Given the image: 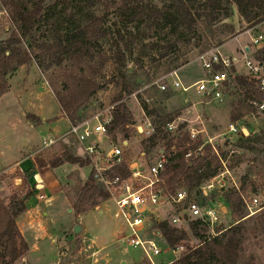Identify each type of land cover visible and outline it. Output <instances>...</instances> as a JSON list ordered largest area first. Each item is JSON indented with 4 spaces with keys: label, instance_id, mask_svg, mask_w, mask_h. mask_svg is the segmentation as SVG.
<instances>
[{
    "label": "rangeland",
    "instance_id": "obj_1",
    "mask_svg": "<svg viewBox=\"0 0 264 264\" xmlns=\"http://www.w3.org/2000/svg\"><path fill=\"white\" fill-rule=\"evenodd\" d=\"M37 1L39 0H34ZM54 1H43L42 13L46 14V17L35 26L33 30L35 39L29 36L23 37L20 44L22 52L30 54V60L8 75V91L0 97V185L3 188L0 190V195L6 202H9V198L14 193L20 197H25L29 193L31 196L28 205H39L37 207L41 218L43 212H47L52 219H55L54 230L63 226V233H74L67 222L73 221L75 215L63 213L64 218L59 217L55 206L65 200V207H73L81 188L87 181L89 167H85L82 174L78 175L81 170L77 167L79 164L65 160L68 153L72 154L73 158H78L80 153L78 146L63 142L41 151L42 168L51 171L56 179L55 186L44 191L32 189L31 179H20V170L16 168V163L26 158L30 150H39L45 136H59L68 130L71 121L62 113L55 93L64 91L65 70L78 71L80 67H84L88 72L87 66H93L98 70L96 80L103 85V88L80 108V116H88L102 106L118 102L127 104L133 118L138 119H142L140 105L146 106L151 112L155 126L159 124L160 116L164 119L173 117L177 124L185 123L186 126L205 128L206 132L203 136L216 137L214 143L225 162V166L221 163L218 172L225 171L226 168L230 172V175L226 173L221 181L225 183L223 192L233 186L232 176L239 185L245 184V191L259 195L264 202V145H257V149L241 148L237 145L240 138L264 135V112L250 106L251 91L244 87H236L223 102H215L201 99L195 89L189 93L169 89L172 95L165 98L155 84V81L162 79L167 81L169 73L176 69L179 70L185 83H193L203 75L198 56L201 52L216 46H221V51L225 54L241 57L243 48L251 46V43L249 36L245 34L249 24L242 19L236 4L232 3L233 15L230 18L212 24L203 16L193 29H187L175 22L144 20L128 23L121 18L123 0H74L73 8L78 5L83 7L79 13H77L78 9H73L74 19L67 18L60 12L46 13L48 6ZM143 1L156 4L160 8L172 2V0ZM4 2L5 0H0V43H4L14 32H17V25ZM32 3L33 0L31 6ZM88 13L94 17L104 16L101 26L107 32L98 39L90 40V53L85 56L84 63H76L71 56L61 54L59 55L61 62L59 57L44 59L43 46L52 45L58 38H64L78 24L87 22ZM119 31L126 37L136 34L131 45L132 53L124 48ZM189 39L191 41H187ZM256 52V47L252 45L251 53L256 54ZM103 56L108 57L104 64L101 60ZM237 72L248 76L243 66H238ZM129 82L135 84L130 93L124 90L125 84ZM238 112L243 114L242 123L248 127L250 135L238 137L231 134V139L226 140L227 138L220 134L232 121V114ZM121 135L117 134V137ZM129 139L131 146L127 151L128 158L137 156L146 148L147 151L150 149L148 148L150 142L146 139L135 135L130 136ZM113 144H119V139L117 142L113 141ZM165 145L166 139H159L157 145L148 151V160H155L159 156L158 150L165 148ZM60 159L63 160L62 165L53 167V163H57ZM74 167H77V174L74 173ZM205 172L209 173L210 170ZM201 178L204 181L207 176ZM222 178L223 176L219 179ZM214 195L213 199L224 203L223 207L228 209L224 210L217 225V229L225 231L233 225L231 210L229 204L225 202V197H220L217 191ZM38 197H44L43 201L38 200ZM48 199L50 201L46 202ZM108 201L109 199L101 198L98 206H89L82 217V224L87 226L91 233L104 238L109 244V250H115L113 264H123V261L125 264L146 263L145 255L140 248L119 242L126 233V226L122 219L114 216V206H110V210L107 211ZM100 210L105 211L101 214ZM180 213L176 208H170L162 218L175 226L171 223V219ZM31 216L32 212L29 213V217ZM239 226L241 246L237 264H264V210L244 218ZM156 227V222H152V228ZM186 228L187 239L181 243L185 246L181 256L188 251V247L195 248L200 245V240L190 230L189 221ZM80 234L81 232L76 236ZM155 239L162 250L168 247L162 236ZM78 242L76 249L79 250L83 247V243ZM67 243L57 244L58 255L63 256L65 251L72 249ZM88 248L90 247L87 245L85 252ZM90 250L94 251V248ZM173 259V254L162 253L156 258V262L165 264ZM38 262L31 259L24 262L20 258L16 264H38Z\"/></svg>",
    "mask_w": 264,
    "mask_h": 264
},
{
    "label": "trees",
    "instance_id": "obj_2",
    "mask_svg": "<svg viewBox=\"0 0 264 264\" xmlns=\"http://www.w3.org/2000/svg\"><path fill=\"white\" fill-rule=\"evenodd\" d=\"M31 1L5 0L4 2V5L10 10L14 23L17 25V32H14L4 43H0V97L8 91V75L30 60V54L22 52L20 48L23 37L29 36V38L35 39L33 30L46 17V14L42 13L44 0L37 2L33 0L32 6L30 5ZM73 1L55 0L52 5L48 6L46 13L56 14L60 12L67 18L74 19L73 9H78L77 13H79L83 10V7L78 5L73 8ZM232 3L237 5L242 19L249 26L264 21V0H172L170 4L162 8L151 2L145 3L143 0H123L121 18L128 23L144 20L164 21V23L175 22L179 26L193 29L203 16L212 24L222 19L230 18L233 15ZM103 20L104 16L94 17L88 13L87 22L78 24L64 38H58L52 45L43 46V49H45L42 51L43 58L58 59L59 57V62H61L60 54L69 55L76 60V63L83 64L85 56L90 53V40L93 38L98 39L107 32L101 26ZM119 35L124 48L129 53H132L131 45L136 38V34L126 37L119 31ZM187 41H191V39ZM119 50L121 51V49ZM121 53L123 52L121 51ZM256 56L264 61V47L257 50ZM101 60L102 64H104L108 57L103 56ZM87 67L88 72H86L84 67H80L78 71L74 69L65 70L64 91L55 93L62 113L69 118L71 123L82 119L79 113L80 108L103 88V85L96 80L98 70L93 66ZM233 71L228 96L236 87H244L246 90L251 91V101L264 102V92L256 88L254 81L249 76L239 74L236 68H233ZM134 85V83L130 82L125 84L124 90L130 93ZM160 93L165 98L172 95L168 90L160 91ZM251 101L250 106L255 108ZM145 109L147 110L146 106ZM147 112L151 113L148 110ZM242 116L241 112L234 113L231 116L232 121L238 120ZM158 119L159 124H156L154 134L146 141L150 142L148 148L151 149L157 145L159 139H166L164 153L168 156L166 174L169 175L164 184L165 191L173 194L183 177L191 179L192 184L190 183V185H200L202 178L197 176V173L204 162V158L210 155L212 147L210 144L204 145L205 155L203 156L198 151L199 147L204 144L202 136L193 140L189 132L184 130L178 138H173L171 132L166 128V124L174 118L164 119L159 116ZM132 120L133 114L127 104L121 103L117 105L115 117L110 126L112 136L116 138L115 131L118 128L127 137L132 135L127 127ZM184 127H186L185 123L180 125V128ZM226 142L228 143V141ZM237 145L241 148L257 149V145H264V135L240 138ZM190 150L195 151V153L190 158H186L185 154ZM66 159L71 163H75L78 160L75 157L73 158L70 153L67 154ZM214 161L215 167L212 175L216 174L221 166L218 157H215ZM62 163L63 160L60 159L57 163H53V167L57 168ZM117 172L123 176L128 175V170L124 167H119ZM241 187L245 191V184L241 185ZM223 195L229 204L233 225L218 236L208 239V226H204L200 220L190 221V230L200 240V245L195 248L188 247V251L183 256L170 264H237L238 251L241 246V227L239 224L244 220L246 213L238 191L230 188L224 191ZM30 196L28 193L25 197H20L14 193L9 198V202H6L0 195V264H16L17 260L29 250L28 243L18 227L17 218L29 209L28 200ZM101 198H108L104 188L93 181H87L73 204L77 217L86 213L89 206H98ZM197 200L203 204L206 203L207 199L199 191ZM157 227L163 238H165L166 243L170 246L181 244L182 241L187 239V232L184 229L172 226L167 220L157 222Z\"/></svg>",
    "mask_w": 264,
    "mask_h": 264
},
{
    "label": "built area",
    "instance_id": "obj_3",
    "mask_svg": "<svg viewBox=\"0 0 264 264\" xmlns=\"http://www.w3.org/2000/svg\"><path fill=\"white\" fill-rule=\"evenodd\" d=\"M249 36L251 46L256 50L264 47V21L249 26L245 31ZM251 46L243 48L242 56L228 55L221 51V46L213 47L203 51L198 56L203 75L193 83L187 84L182 80L179 70H173L167 76L166 81L162 79L155 81L160 91L169 89L189 93L195 89L201 99L223 102L228 96V89L231 85L233 68L238 70V66H243L248 76L254 81L256 88L264 92V61L257 58L256 54L250 52ZM137 99V98H136ZM148 101V100H147ZM149 102V101H148ZM256 110L264 112V102L259 103L256 100L251 101ZM118 102L102 106L88 116H82V119L70 123L68 130L59 136L47 135L43 138L41 148L37 151L30 150L28 156L16 163V168L20 170V179H31L30 186L37 191H44L55 186L56 181L51 171H46L40 164L41 151L46 150L58 143H73L78 146V160L75 162L81 169L79 172L74 167V173L82 174L85 167H89L87 181H93L101 185L108 195L109 209L114 206V216L122 219L126 226L125 235L119 240L127 246L140 248L145 255L144 264H158L156 258L162 253H171L174 259L165 264H170L181 257L185 246L177 244L162 250L157 243L156 237H163L158 227L152 228V222L164 221L162 215L167 214L171 208H176L181 213L171 219V223L176 227L187 230L186 224L192 220H200L204 226H208V239L218 236L223 230L217 229L224 210V203L215 201L213 195L219 192L220 197H224L223 187L225 183L221 181L229 170L217 172L212 175L215 161L218 157L220 163L225 166L224 159L214 143L216 137L203 136L205 128H196L188 125L180 128L176 120L166 124V128L171 132L173 138H178L182 131L189 132L191 139L195 140L202 136L204 144L198 151L203 156L204 145L210 144L212 151L209 156L204 158V162L198 170L200 177L207 178L198 186L190 185L191 179L183 177L176 187L173 194L165 191L164 184L168 178L166 174V165L168 156L164 153V148L159 149V156L152 161L148 160V151L142 150L133 157H127V151L131 146L130 136H138L143 139L150 138L155 132V122L148 114L145 107L142 109V119L133 118L127 125L132 132L129 137L125 136L120 129H116V138L112 139L110 126L115 117ZM180 119V118H178ZM242 119L231 121L227 128L220 135L231 139L233 134L238 137H247L250 135L246 124ZM117 134H122L119 138ZM119 144H113V141ZM113 144V145H112ZM174 149V148H173ZM195 151H188L185 156L190 158ZM82 165V166H80ZM119 167L128 170V175L123 176L117 172ZM213 169V170H212ZM210 170V172H205ZM45 171V172H44ZM223 176L222 179H219ZM86 177V176H85ZM233 186L239 192L243 207L246 210L244 218L251 217L264 210V202L259 195L244 191L234 178L231 176ZM86 181V182H87ZM192 184V183H191ZM3 189L0 185V190ZM195 191V192H194ZM201 192L206 203L201 204L196 199L197 193ZM194 193L196 197H194ZM44 197H38L43 201ZM50 201L48 199L46 202ZM226 202V201H225ZM167 220V219H165ZM168 221V220H167Z\"/></svg>",
    "mask_w": 264,
    "mask_h": 264
},
{
    "label": "crops",
    "instance_id": "obj_4",
    "mask_svg": "<svg viewBox=\"0 0 264 264\" xmlns=\"http://www.w3.org/2000/svg\"><path fill=\"white\" fill-rule=\"evenodd\" d=\"M64 201L56 204V211H58L59 217L64 215L63 213L75 215L74 220H70L67 224L71 226L73 232V227L75 228L77 224H80L82 228L80 236H76L75 233H63V226H61L63 230L61 228L54 230L53 221L55 219H52L47 212H43V218H41L37 207L39 205L29 206V209L17 218L18 227L29 246V250L21 257L22 261L26 262L31 259L36 262L39 261L38 264H113L115 250H109V244L104 238L91 233L90 229L82 224L84 214L77 217L73 207H65ZM108 210L110 209L107 208ZM104 211L100 210L99 212L103 214ZM30 212H32L31 217H29ZM58 231L61 233L58 234ZM78 241L83 243V247L79 250L76 249L79 245ZM63 242H68L67 244L72 249L65 251L61 256V254L58 255L59 246L57 244ZM87 245L94 248V251L88 248L85 252Z\"/></svg>",
    "mask_w": 264,
    "mask_h": 264
},
{
    "label": "water",
    "instance_id": "obj_5",
    "mask_svg": "<svg viewBox=\"0 0 264 264\" xmlns=\"http://www.w3.org/2000/svg\"><path fill=\"white\" fill-rule=\"evenodd\" d=\"M81 225L80 224H77L74 228V233L75 234H79L81 232Z\"/></svg>",
    "mask_w": 264,
    "mask_h": 264
}]
</instances>
